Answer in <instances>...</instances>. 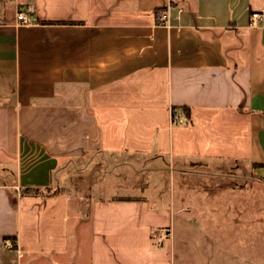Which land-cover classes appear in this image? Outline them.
<instances>
[{"label": "crops", "instance_id": "0c3cea01", "mask_svg": "<svg viewBox=\"0 0 264 264\" xmlns=\"http://www.w3.org/2000/svg\"><path fill=\"white\" fill-rule=\"evenodd\" d=\"M255 11L264 0H0V264H261L222 252L227 227L219 257L196 250V193L181 192L193 165L264 181ZM103 155L140 167L141 192L94 196Z\"/></svg>", "mask_w": 264, "mask_h": 264}, {"label": "rangeland", "instance_id": "374dc122", "mask_svg": "<svg viewBox=\"0 0 264 264\" xmlns=\"http://www.w3.org/2000/svg\"><path fill=\"white\" fill-rule=\"evenodd\" d=\"M95 163L101 169V178L98 180L96 177L91 178L95 182L92 184V193L96 197L133 195L141 192L142 189L138 185L146 183L144 181L148 175L139 174L137 169L140 167L136 165L132 168L128 166L118 168L113 165V159H105L104 155ZM183 168L190 169L191 172L182 170V175L186 174L181 180L182 195L188 192L196 193V200L186 201V207L191 206L196 211L195 222L192 223L195 226L191 231L193 243L198 244L196 250H203L207 256L211 254L213 257H219L223 250L230 260L238 257L233 260L234 262H241L242 257L243 259L255 257L253 259L259 258L260 263L264 264V181L255 180L250 170L241 167L237 169L232 166H212L200 169L198 165H193L190 168ZM182 175H179L180 178ZM194 178L201 180L197 179L195 182ZM136 186L137 188L133 189ZM177 190L179 191V188ZM221 194L223 196L218 197ZM207 195H211L214 200L210 197L206 199ZM82 204L85 203L80 205ZM74 205L75 202H72V206ZM80 205L77 208L78 214L81 211ZM182 219L184 220L182 224H189L190 218ZM205 225L210 229L201 230L200 227ZM219 226L223 228V236L224 227H227V249L225 246L224 249H220L219 241L222 234ZM210 239L214 244L212 250L209 249L207 242Z\"/></svg>", "mask_w": 264, "mask_h": 264}, {"label": "trees", "instance_id": "16d2710c", "mask_svg": "<svg viewBox=\"0 0 264 264\" xmlns=\"http://www.w3.org/2000/svg\"><path fill=\"white\" fill-rule=\"evenodd\" d=\"M184 109L187 111V116L189 118V116H190V109L187 108V107H185ZM22 194H24V195H27V194H30V195H49V194H52V191H51L50 188H46L45 190L38 189V188H36V189H28V188H25L24 190H22ZM5 239L6 240H8V239L12 240V243H13L12 244V247H14V249L17 248V243H16L17 238L16 237H12V238H8L7 237Z\"/></svg>", "mask_w": 264, "mask_h": 264}, {"label": "built area", "instance_id": "2783aa9c", "mask_svg": "<svg viewBox=\"0 0 264 264\" xmlns=\"http://www.w3.org/2000/svg\"><path fill=\"white\" fill-rule=\"evenodd\" d=\"M18 20L21 21L22 23H28L26 16L23 12H19L18 16H17ZM163 18H167V14H163ZM264 18V11L263 12H259V11H255L252 13V19L253 21L255 20H262Z\"/></svg>", "mask_w": 264, "mask_h": 264}]
</instances>
